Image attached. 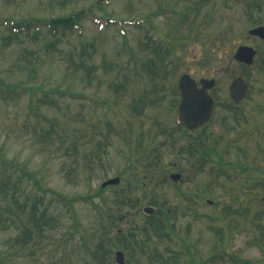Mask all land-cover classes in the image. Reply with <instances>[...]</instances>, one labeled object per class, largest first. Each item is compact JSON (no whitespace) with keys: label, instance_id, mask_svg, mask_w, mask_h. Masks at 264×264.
I'll list each match as a JSON object with an SVG mask.
<instances>
[{"label":"rangeland","instance_id":"rangeland-1","mask_svg":"<svg viewBox=\"0 0 264 264\" xmlns=\"http://www.w3.org/2000/svg\"><path fill=\"white\" fill-rule=\"evenodd\" d=\"M193 1L204 5L189 11ZM253 1L261 3L253 11L255 21L246 14V3ZM82 7L88 10L81 27L58 39L45 27L13 38L0 24V154L16 166L13 178L22 177L21 200L42 196L57 219L41 246L27 250L17 264H98L86 249L101 254L102 243L105 251L115 250L123 229L136 239L124 246L119 240L127 264H150L147 255L139 254L143 242L162 254L154 264H168L171 249L183 252L185 243L192 262L181 256L176 264L264 263L254 223L264 194V42L247 33L264 25V0H0V18L50 17ZM239 44L261 50L259 65L248 72L232 59ZM154 45H162L165 54L163 89L160 79L151 88L145 70ZM68 57L83 60V66L69 70ZM181 73L217 80L220 104L214 117L191 136L171 132L176 112L169 85ZM238 74L252 85L233 110L227 107V87ZM15 88L18 95L4 98ZM145 89L151 91L149 99L163 96L160 104L147 103L140 114L133 112L130 105ZM50 129V144L34 135ZM196 137H207L214 150L205 153L197 170L192 163L200 152L197 143L191 145ZM170 172H180L182 179L160 182ZM114 176L120 177L118 184L99 190ZM256 184L263 186L257 192ZM150 201L164 211L170 208L162 228L169 237L158 236L141 210ZM112 212L117 217L106 230ZM0 215H8L3 207ZM15 233L14 226L0 228V250Z\"/></svg>","mask_w":264,"mask_h":264},{"label":"trees","instance_id":"trees-1","mask_svg":"<svg viewBox=\"0 0 264 264\" xmlns=\"http://www.w3.org/2000/svg\"><path fill=\"white\" fill-rule=\"evenodd\" d=\"M100 1V0H98ZM207 2V1H205ZM247 4V3H246ZM260 6V4H256ZM247 15L250 19L255 21L253 11L255 10L252 5L247 4ZM88 8L82 7L79 10L69 12L67 14H57L51 15L50 17H38V18H28V19H9L6 17L0 18V24H4L9 30L12 32V37H15L16 33L29 31L31 28L38 32L42 27H45L47 31L54 36L56 39L59 38V35H65L67 32H73L81 27L82 21L87 17ZM259 18V17H258ZM257 22H261L259 19ZM153 55L149 58V62L145 66L146 73L149 76L151 88L155 87L157 84V79H160L159 85H161L160 89H163L165 84V80L167 79L166 75V64L164 63L163 57L165 54L163 53V47L154 45L152 47ZM261 52V50H259ZM263 54V51H262ZM261 56V55H260ZM260 58V57H259ZM259 60V59H258ZM67 68L69 70H73L74 66H83V60H80L79 63H76L72 57H68ZM256 65H259L258 61ZM157 66L160 69V72H157ZM85 67V66H84ZM245 69L246 67L243 65ZM87 68V67H86ZM89 71V68H87ZM261 69L264 72V63L261 65ZM163 72L165 74H163ZM89 73V72H87ZM164 81V82H163ZM170 94H171V102L175 105L177 89L175 84L169 85ZM159 89H157L158 91ZM24 91V88L22 89ZM20 90L16 88L11 92H6L5 97L13 98L18 95ZM151 94V91L145 89L139 96L138 102L135 100L130 105V109L132 111L142 112L143 108L147 103L152 104L156 100L162 99L163 96H155L152 99H149L148 95ZM175 96V97H174ZM39 102L44 101V98L38 99ZM48 103H53V99L47 100ZM110 128V126H108ZM34 135L42 140L47 141L49 144L53 142V137L51 135V129L47 133H37L34 132ZM59 148V147H58ZM73 150H77V147L71 148ZM200 162V159L197 161L194 166H197ZM0 163L3 164V174L0 177V207L8 213V215H0V228L6 229L11 226H14L16 229V233L7 238L4 248L0 250V264H17V260L20 256L24 255L27 250L31 247L39 248L41 243L45 237H47L48 231L55 228L57 225V219L54 215L50 214L49 207L44 205L42 202V196L35 197L34 200L28 202V200H21L23 196V192L25 191L22 187V177L21 175L15 176L13 175V169H16V166L4 156L0 154ZM6 165V167H5ZM153 164L148 165V169L152 170ZM261 185H255L254 190L257 192ZM263 187V186H261ZM30 191L26 195L24 194V198H28ZM26 195V196H25ZM130 199V198H129ZM135 204L138 203L137 199H134ZM149 203H152L151 201ZM263 204V203H261ZM255 225L258 228V236L255 235V241L259 245H264V204L263 208L257 210L255 212ZM108 217L113 221L117 216L114 213L108 215ZM159 225V223L157 222ZM162 222H160V225ZM116 238H120V233L117 232ZM127 242L130 243V239L136 242L134 238L133 232L126 235ZM124 243V244H125ZM114 244V243H112ZM131 245V243H130ZM101 254H98L96 250L86 249V251L91 255V257L95 258L94 260L98 264H104L105 260H109V264H115L112 259V249L105 251V244H98ZM132 248V246H131ZM104 250V251H103ZM97 253V254H96ZM238 261L247 262V260L239 259ZM264 264V263H262Z\"/></svg>","mask_w":264,"mask_h":264},{"label":"water","instance_id":"water-1","mask_svg":"<svg viewBox=\"0 0 264 264\" xmlns=\"http://www.w3.org/2000/svg\"><path fill=\"white\" fill-rule=\"evenodd\" d=\"M251 34L264 38V26H257L249 31ZM255 49L251 46H239L234 54V58L246 64H251ZM213 83L212 80L201 79L202 86L196 87V82L188 74L180 77L178 87L180 92V101L178 103V115L183 123L193 128L196 125L202 124L210 117L212 110V98L208 95L206 88L210 87ZM230 96L235 101L240 100L247 91V84L241 76L232 81L229 86ZM173 179H177L179 174L171 175ZM119 182V177H114L102 183V186L107 184H116ZM264 201V197L262 198ZM150 206L144 207V211L153 212ZM116 261L123 264V252H116ZM125 264V263H124Z\"/></svg>","mask_w":264,"mask_h":264},{"label":"flooded vegetation","instance_id":"flooded-vegetation-1","mask_svg":"<svg viewBox=\"0 0 264 264\" xmlns=\"http://www.w3.org/2000/svg\"><path fill=\"white\" fill-rule=\"evenodd\" d=\"M189 74V73H188ZM190 75V74H189ZM191 76V75H190ZM192 77V76H191ZM194 80H195V82H196V86L197 87H200L201 86V79L202 78H204V77H200V78H198V79H195L194 77H192ZM215 87H216V83L211 87V89H209V93L211 94V96L214 98V101H215V103H216V105L218 106V104H219V100H218V98H217V95H216V93H215V91H214V89H215ZM246 96H248V94L246 95ZM245 96V97H246ZM180 93H178V96H176V102H175V112H177V110H178V103H179V101H180ZM241 101H239V102H237V103H235V104H238V103H240ZM238 107V106H237ZM213 114H215V112H213ZM213 117H214V115H213ZM213 117H212V119H213ZM176 119H178L177 118V113H176ZM211 119V120H212ZM211 120L210 121H208V122H206V123H204V124H202V125H199V126H196V127H194V128H192V129H188L182 122L180 123L181 124V126L176 122L175 123V125L173 126V127H171V132H172V129H175V131L178 129V130H184V131H182L183 133H187V134H189V136H191V134H193V132L194 131H197V130H202V128L203 127H205V125H207V124H209V122H211ZM180 122V121H179ZM169 133V132H168ZM192 145V144H191ZM186 151L188 150V151H190L191 150V147L189 148V146H187L186 148ZM171 173H173V172H170L169 173V176H170V174ZM182 179V177L180 178V180ZM164 181H166V179H164ZM122 205L124 206V188H123V190H122ZM168 211H170V209H168ZM156 216H157V218H155L156 219V221L160 224V221L162 222L163 221V219H167L169 216H170V214H168L167 212H165L164 210H162L160 207L159 208H157V214H156ZM121 217H122V219L124 220V213L121 215ZM109 220V219H108ZM115 220H113V221H111V223H110V226L109 225H107L106 227H105V229L106 230H110V228H111V225H112V223L114 222ZM110 222V221H109ZM108 222V223H109ZM107 223V224H108ZM155 225H158L157 223H155ZM158 227H160V225H158ZM172 230H173V227L171 228V232H172ZM123 232L122 233H120V239H121V244H123V246H124V242H126V240L128 239L127 237H126V234L124 235V229L122 230ZM156 232V234L158 235V236H160V237H163L164 236V234H162V231H161V228L160 229H158V230H156L155 231ZM127 235H129V232H128V234ZM166 237V236H165ZM143 249H141L140 250V252H139V254L140 255H144V256H146L147 258H148V260H149V263L150 264H154V261H153V259L154 260H157V261H159L160 260V256H159V253H157L158 254V256H156V255H154V253H156V252H152L151 250H150V247L148 246V244H146V243H144L143 242V247H142ZM184 248H185V250L183 251V252H179V253H177L176 251H172V253H174V254H176V256H178L179 255V257H185L186 259H187V261L188 262H192L191 260H192V258H191V253H190V249H189V245L187 244V243H185L184 244ZM121 250H122V252H123V254H124V247H121ZM149 250L151 251V252H149ZM161 254V253H160ZM179 259V258H178ZM123 262H124V260H123ZM174 264H176V259L174 258V262H173ZM205 262H201L200 264H204ZM141 264H142V262H141Z\"/></svg>","mask_w":264,"mask_h":264}]
</instances>
